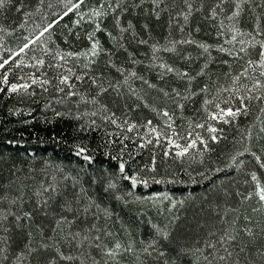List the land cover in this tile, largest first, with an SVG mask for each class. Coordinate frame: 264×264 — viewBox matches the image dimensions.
Wrapping results in <instances>:
<instances>
[{
	"label": "trees",
	"instance_id": "16d2710c",
	"mask_svg": "<svg viewBox=\"0 0 264 264\" xmlns=\"http://www.w3.org/2000/svg\"><path fill=\"white\" fill-rule=\"evenodd\" d=\"M258 42L264 0H4L0 264H264Z\"/></svg>",
	"mask_w": 264,
	"mask_h": 264
},
{
	"label": "snow or ice",
	"instance_id": "6c2138e0",
	"mask_svg": "<svg viewBox=\"0 0 264 264\" xmlns=\"http://www.w3.org/2000/svg\"><path fill=\"white\" fill-rule=\"evenodd\" d=\"M81 2H83V0H81ZM3 4H4V0H0V7H3ZM77 6H78V5H77ZM96 15H99V13H96ZM233 15H234V16H235V15H238V12L233 13ZM231 18H232V17H229V19H231ZM185 19H187V17H185ZM97 27H99V26H97ZM233 40H235V35L233 36ZM241 43H243V41H241ZM258 43L260 44L261 49H264V42H258ZM24 47H27V45H25ZM202 47H203V45H202ZM96 48H97V44L94 43V44L92 45L93 54H95V50H96ZM205 50H207V49H205ZM241 50L243 51V49H241ZM21 51H23V49H21ZM221 51H223V49H221ZM69 55H71V54H69ZM5 63H7V61H5ZM41 63H42V61H41ZM253 63H254L253 61H249V64H250V65H252ZM258 65H259V67L264 68V51H261V52L259 53V62H258ZM0 67H3V65L0 64ZM162 67H163V65H162ZM167 70H168V71H172L171 68H168ZM133 75H134V74H133ZM260 75H261V76H264V71H261V72H260ZM78 78H79V77H78ZM235 79L238 80L239 77H236ZM67 80H68V77H64L60 82H61V83H66ZM4 82L7 83V79H6V77H5V81H4ZM33 82L35 83V81H33ZM261 86H262V85L260 84L259 81H257L256 84L254 85V87H261ZM19 87H22V88H24V89H27V88H28V85H27V84H23V85H20ZM17 89H18V86H17V85L13 84V85L11 86V90H12V91H17ZM249 91H251V90H249ZM222 111H223V110H222ZM239 111H240L239 109H238L237 111H233L231 108H229L225 114L228 115V116H231V117L234 119V118L239 114ZM164 115H167V113H164ZM212 118H213V119H216L215 116H213ZM227 122H228V121L225 120V123H227ZM113 123H115V121H113ZM131 127H135V125H132ZM129 130H131V128H130ZM153 131H155V129H153ZM210 131L215 132L216 129H215V128H212V129H210ZM213 139H215V137H213ZM148 142L151 143V141H148ZM169 143H172V141L170 140ZM194 145H195V141H193V143H192L191 145L185 146V147H183V148H181V146H180L179 144H177L176 147H177V148H181V150L176 152V156H178V157H179V156H183V155L188 151V148H189V147H193ZM141 146H143V145H141ZM83 151H84V150L81 149V150L78 151L77 154L79 155V154H81ZM84 159H86V160H90L91 158L88 157V156H85ZM257 159H259V158H257ZM119 167H120V171L123 173V172H124V164L121 163ZM262 167H264V165H262ZM125 178H126V179H131V183H132L133 186H135L138 182H143V183L147 186V181H146V180H144V181H138V179H137L136 177H125ZM252 179H253V180H256V176H255V174L252 175ZM256 187H257L256 195L259 197L260 201H264V187H261V185L259 184L258 181H257V185H256ZM54 190H55V189H53V191H54ZM25 215H27V214H25ZM119 247H120V245L117 244V245H116V248L118 249ZM108 255H113V253H112V252H109ZM64 258H65V259H71V257H64ZM222 259H223V257H222Z\"/></svg>",
	"mask_w": 264,
	"mask_h": 264
}]
</instances>
